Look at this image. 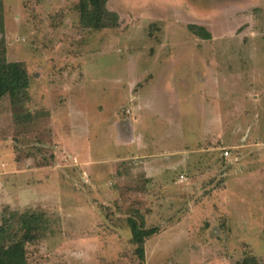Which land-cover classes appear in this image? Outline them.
Segmentation results:
<instances>
[{
    "label": "rangeland",
    "instance_id": "obj_1",
    "mask_svg": "<svg viewBox=\"0 0 264 264\" xmlns=\"http://www.w3.org/2000/svg\"><path fill=\"white\" fill-rule=\"evenodd\" d=\"M3 2L31 87L0 101V226L49 220L27 264L264 263V0H109L103 31L79 0ZM139 214L160 229L143 262Z\"/></svg>",
    "mask_w": 264,
    "mask_h": 264
},
{
    "label": "trees",
    "instance_id": "obj_2",
    "mask_svg": "<svg viewBox=\"0 0 264 264\" xmlns=\"http://www.w3.org/2000/svg\"><path fill=\"white\" fill-rule=\"evenodd\" d=\"M109 0H79L76 10L83 28L92 31L116 29L120 17L108 7ZM189 30L196 37L210 41L212 34L202 26L189 25ZM0 101L8 97L12 108L19 109L29 101L31 77L22 62H10L7 55L5 36V7L0 0ZM18 126H33L37 118L31 113L16 114ZM49 220L44 213H12L0 226V264H27L26 246L42 238L47 230ZM127 223L131 233V243L136 247L135 254L139 260H145V244L148 239L159 234L158 227H146L141 214L130 216ZM240 264H264L253 258H246Z\"/></svg>",
    "mask_w": 264,
    "mask_h": 264
},
{
    "label": "crops",
    "instance_id": "obj_3",
    "mask_svg": "<svg viewBox=\"0 0 264 264\" xmlns=\"http://www.w3.org/2000/svg\"><path fill=\"white\" fill-rule=\"evenodd\" d=\"M150 157H148V159H149ZM149 167H151V171H152V173L150 172V174L152 175V174H156V170H155V163L153 162V161H151L149 164H147Z\"/></svg>",
    "mask_w": 264,
    "mask_h": 264
},
{
    "label": "built area",
    "instance_id": "obj_4",
    "mask_svg": "<svg viewBox=\"0 0 264 264\" xmlns=\"http://www.w3.org/2000/svg\"><path fill=\"white\" fill-rule=\"evenodd\" d=\"M225 155L228 156V152H225Z\"/></svg>",
    "mask_w": 264,
    "mask_h": 264
}]
</instances>
